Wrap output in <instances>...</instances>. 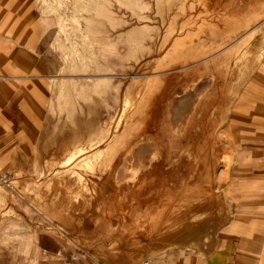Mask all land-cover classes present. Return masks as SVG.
Returning a JSON list of instances; mask_svg holds the SVG:
<instances>
[{
  "label": "rangeland",
  "instance_id": "obj_1",
  "mask_svg": "<svg viewBox=\"0 0 264 264\" xmlns=\"http://www.w3.org/2000/svg\"><path fill=\"white\" fill-rule=\"evenodd\" d=\"M101 142V175L122 152L101 200L71 186L68 202L60 151ZM146 174L143 192L219 187L234 221L204 239L264 264V0H0V264H209L194 248L132 260L124 237L167 207L109 196Z\"/></svg>",
  "mask_w": 264,
  "mask_h": 264
},
{
  "label": "bare ground",
  "instance_id": "obj_2",
  "mask_svg": "<svg viewBox=\"0 0 264 264\" xmlns=\"http://www.w3.org/2000/svg\"><path fill=\"white\" fill-rule=\"evenodd\" d=\"M123 127L122 123L117 125L115 131L120 129L117 137L122 136ZM107 149V143L102 142L95 146H80L76 151L66 146L62 148L56 163L58 164V174L62 177V183L65 186V198L68 202L72 200L68 191L71 190V186L75 189L72 196L76 201L80 196L83 198L87 191H93L94 200H101L102 192L111 179L110 175L113 174L115 166L122 158V152H116L109 161L110 169L101 175L97 171L103 172L102 164L104 160H108ZM99 161L98 169H96ZM153 180L146 174L140 179L137 188L129 189L121 186L119 191L114 192L110 195L111 197L109 196L112 207H167L165 215H162L164 217L154 216V220L145 225L141 232L136 234L137 236L133 234L134 237H130V242H135L136 248H144L149 254L154 251L160 253L172 247L181 251L194 248L199 255H203L208 260L209 264H237L239 253L235 240L225 239L223 243L218 244L220 242L218 239L220 240L221 237L204 239L205 228L208 232H215L222 224L224 226L227 222L231 224L234 221L227 208L230 206L226 195L221 190L219 191V187H215L212 182L203 185L196 183L194 186L186 187L178 192L170 188V179L163 176L158 179V183L152 185L154 187L152 191L143 192V185ZM126 192H128L130 200L125 203L123 196ZM75 194L76 196H74ZM232 201L234 202L233 199ZM204 212L208 213L205 223L194 220L195 215ZM258 225L259 232L264 233L261 224L258 223ZM138 239L139 242L142 241L139 245L138 242L136 243ZM173 243L174 245H172ZM155 246L158 247L154 249ZM246 246L244 245V247ZM261 252V255H264V248ZM138 256L132 257V260L135 262L138 260Z\"/></svg>",
  "mask_w": 264,
  "mask_h": 264
},
{
  "label": "crops",
  "instance_id": "obj_3",
  "mask_svg": "<svg viewBox=\"0 0 264 264\" xmlns=\"http://www.w3.org/2000/svg\"><path fill=\"white\" fill-rule=\"evenodd\" d=\"M141 232V229L140 230H138L137 231V233L136 232H133L132 234H131V236H128V237H124L125 239L124 240H126L127 242H126V244L128 243V241H129V239L128 238H130V237H134V235H136V234H139ZM134 234V235H133ZM137 236V235H136ZM141 241V240H140ZM138 242V243H137ZM142 242V241H141ZM141 242H139V239L136 241V243L139 245V243H141ZM133 243H135V242H133ZM136 248V247H135ZM117 249V248H116ZM136 251V252H135ZM143 251H145V250H143V248H136L135 250H134V252H133V255L134 256H136V255H139L138 256V259L140 260V259H142V256H143V254H141ZM123 252H125V255H123V257H125V258H123L124 260H128V256L126 255V251H123ZM122 252V253H123ZM159 254H161V252L160 253H158V254H154V255H159ZM144 260V259H143ZM160 260H161V258H160ZM142 261V260H141ZM140 261V262H141ZM139 262V263H140ZM138 263V264H139ZM121 264H123V263H121ZM128 264H130V263H128ZM136 264V263H135ZM154 264H161V262H157L156 261V263H154Z\"/></svg>",
  "mask_w": 264,
  "mask_h": 264
},
{
  "label": "built area",
  "instance_id": "obj_4",
  "mask_svg": "<svg viewBox=\"0 0 264 264\" xmlns=\"http://www.w3.org/2000/svg\"><path fill=\"white\" fill-rule=\"evenodd\" d=\"M139 264H152L150 260L144 259Z\"/></svg>",
  "mask_w": 264,
  "mask_h": 264
}]
</instances>
